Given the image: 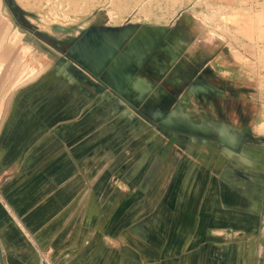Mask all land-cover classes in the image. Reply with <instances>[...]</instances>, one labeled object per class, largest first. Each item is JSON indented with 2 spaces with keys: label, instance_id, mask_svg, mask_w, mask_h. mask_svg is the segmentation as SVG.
<instances>
[{
  "label": "crops",
  "instance_id": "crops-1",
  "mask_svg": "<svg viewBox=\"0 0 264 264\" xmlns=\"http://www.w3.org/2000/svg\"><path fill=\"white\" fill-rule=\"evenodd\" d=\"M187 12L141 23L137 31L162 37L144 63L150 72L144 64L128 68L124 86L140 107L149 92L157 107L171 96L168 87L183 89L171 108L177 125L240 142L235 137L264 122V71L257 78L256 59L244 67L255 69L247 73L255 85L246 88L224 38L211 37ZM189 70H197L202 89L186 84ZM81 76L51 65L13 86L1 111L0 264H137L132 251L124 256L121 229L138 236V228L184 225L190 211L187 223L203 244L159 264H264V132L252 134V146L230 167L227 152L207 149L213 141L152 137L147 123L132 124L120 97ZM202 246L211 252H198Z\"/></svg>",
  "mask_w": 264,
  "mask_h": 264
},
{
  "label": "rangeland",
  "instance_id": "rangeland-1",
  "mask_svg": "<svg viewBox=\"0 0 264 264\" xmlns=\"http://www.w3.org/2000/svg\"><path fill=\"white\" fill-rule=\"evenodd\" d=\"M14 2L22 10H25L24 16L33 28L24 27L32 35L31 37L26 34L25 30H20L7 0H0V51H6L5 55H7L5 59L3 56L0 59V114L1 111H5V105L13 86L37 77L39 73L51 65H66L68 69L83 75L81 78L84 81H86L85 77L89 79H87V82L94 80L109 89L114 96L120 97L124 102L122 103L126 105L127 111L132 115V124H140L141 121L142 123H147L149 129L152 130L151 132L149 131L150 134H153L152 137L159 135V138L161 137L165 143L168 142L167 140L172 141V139H175V141L181 139L182 143L189 142L192 135L199 140L213 141L207 143V149H209V152L214 151V156L218 155L219 150L220 152H227L226 154H228L229 158L226 161L227 163H225L230 167H237L239 163L234 158L237 157L236 153H241L243 149L252 146L251 143L255 138L252 134L264 132V122H262V124L254 128V132H247L244 138L240 139L239 136H234L240 142L226 141L225 143L219 136L213 135L211 132L189 131L183 126L177 125L176 121L171 117V108L174 105L176 96L183 89L173 91L167 86V90L172 94L167 98H162L161 104L157 107H154V98L152 99L151 97L153 92H149L143 102L145 104L140 107L139 104H134L114 92L110 86H107L89 70L83 68L80 64L78 65L72 59L65 57L63 52L56 49L49 40H46V37H38L34 34V31L44 32L57 39L66 35L78 37L83 30L96 23L120 26L127 23L132 24L133 22L139 23L138 28H140L143 22L164 23L178 14L187 15V11L191 10L197 16L201 25L205 26L208 31L211 29L208 32L211 37L221 36L224 38L225 44L234 52L233 54L235 55L233 56L243 65V69L246 72L242 74L239 82L246 88H251L255 85V82L250 80L247 73H253L251 70L253 69L252 71H254L256 69L258 70L257 72L255 71L258 74H256L258 78L261 75L260 71H264V0H14ZM219 3L223 4L222 9L212 8V6ZM223 9L229 11V14L228 12L223 13ZM146 33L143 29L139 30L138 34L133 37L132 42L134 44L137 43V40L142 36L146 39L148 36ZM233 43H238V46L234 47L231 45ZM42 44L43 46H41ZM137 48L134 49L139 50ZM228 49L225 50L228 51ZM151 51L153 50L147 48L148 55L143 57L142 62L138 65L133 63V66L137 67L135 69L149 62L150 57L148 56ZM10 56H14V58ZM61 58L64 60L60 63L59 60ZM254 59L257 60L255 67L251 64ZM168 60L170 59L168 58ZM236 60L229 61L236 62ZM145 64L144 68L141 69L150 72L149 69L151 68L145 67ZM228 66L231 70L236 71L237 63H230ZM250 66L255 69L244 68ZM196 71L189 70L185 73L188 80L186 84L190 83V87H193L194 90L203 88V84L198 82L201 77ZM185 74L183 75L185 76ZM228 81L232 82V80ZM156 110L159 111L158 114H155ZM232 131L234 130H230L231 134ZM169 144L171 143L169 142ZM186 144L182 146L183 151H181L185 155L188 154ZM244 145L245 147H243ZM156 214L159 217V212ZM123 215L125 217V214L121 213V217ZM190 215L191 211L186 216V220L183 219L184 221L182 222H186L184 225L176 224L172 227L158 225L151 228H138V236L135 234L129 235L127 229H121L122 243L126 247L124 256H130V251H132V259L137 264H159L166 254L195 252V248H199L203 241L198 239L199 235L197 239L194 238L197 229L196 226L187 223L190 221ZM202 232H204V229H202ZM111 241L113 243V240ZM250 247V245H247L246 249ZM198 252H211V249L206 251L205 247H203ZM134 254H136V257ZM75 260L77 261V259ZM41 262L43 264H51V260Z\"/></svg>",
  "mask_w": 264,
  "mask_h": 264
},
{
  "label": "water",
  "instance_id": "water-1",
  "mask_svg": "<svg viewBox=\"0 0 264 264\" xmlns=\"http://www.w3.org/2000/svg\"><path fill=\"white\" fill-rule=\"evenodd\" d=\"M7 3L12 14L16 17L20 30L32 29L33 26L24 16L25 10L15 4L14 0H7ZM138 26L139 23L133 22L132 24L127 23L120 26L96 23L83 30L78 37L66 35L60 39L39 31H34V34L38 37H46V40H49L60 52H63L65 57L72 59L78 65L80 64L83 68L89 70L94 76L99 77L120 96L132 101L134 104H139L137 100L129 96L124 85L128 82L130 72L134 73L137 70L133 63L140 64L143 57L148 55L147 48L150 50L151 47L156 46L162 35L151 34L146 39L142 36L134 44L132 40L139 32V30H136ZM25 32L29 37L32 36L26 30ZM136 47L139 50H135ZM120 55H125V57L122 58L115 69L110 71L112 63ZM63 60L61 58L59 62L61 63ZM128 68L130 72L127 71Z\"/></svg>",
  "mask_w": 264,
  "mask_h": 264
},
{
  "label": "bare ground",
  "instance_id": "bare-ground-1",
  "mask_svg": "<svg viewBox=\"0 0 264 264\" xmlns=\"http://www.w3.org/2000/svg\"><path fill=\"white\" fill-rule=\"evenodd\" d=\"M239 18V17H238ZM245 19V18H244ZM148 233V232H147ZM148 236V235H147ZM150 238V237H149ZM153 238H154V234H153Z\"/></svg>",
  "mask_w": 264,
  "mask_h": 264
}]
</instances>
